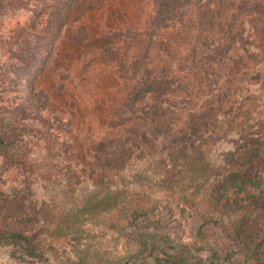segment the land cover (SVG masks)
Listing matches in <instances>:
<instances>
[{"label":"rangeland","instance_id":"374dc122","mask_svg":"<svg viewBox=\"0 0 264 264\" xmlns=\"http://www.w3.org/2000/svg\"><path fill=\"white\" fill-rule=\"evenodd\" d=\"M257 4L264 0H201L158 28L150 24L153 0H82L68 24L87 27V39L74 44L80 28H66L40 73L52 37L41 28L39 66L11 71L2 98L26 94L45 108L48 97L59 133L35 143L24 160L32 172L0 157V264H264V15L250 11ZM31 13L17 12L4 36ZM14 42L0 40V62ZM227 42L231 50L214 59L212 48ZM146 67L169 75L173 89L130 107L133 120L113 127L132 116L129 95ZM26 118L33 122L32 113ZM108 150L125 155L113 156L118 162L128 158L124 168L106 164ZM258 150L261 158L243 164ZM101 201L104 212L94 208ZM83 204L90 213L78 217L80 230L69 227Z\"/></svg>","mask_w":264,"mask_h":264},{"label":"trees","instance_id":"16d2710c","mask_svg":"<svg viewBox=\"0 0 264 264\" xmlns=\"http://www.w3.org/2000/svg\"><path fill=\"white\" fill-rule=\"evenodd\" d=\"M80 1L82 0H73L72 2H67L66 0H0V40L15 39L12 46L3 49V51H5V58L4 60L1 59L3 61L0 62V157L7 163L21 166L26 172H32L35 168L33 161L28 162V164L24 163L27 162L24 160L33 155L32 148L36 146L35 143L41 142L44 139H53L54 136L57 137L56 135L59 133V128L55 126V124H52L48 116L51 113L55 114V117L56 114H59L55 107L50 106L51 103L48 97H46L47 107L41 108L34 98L27 100L26 94H19L16 92L11 102L6 98H2V96L10 91L9 86H12L14 82L11 80V71H23V73H27L35 67V65H37V67L39 66V64H37L38 58L43 53L44 48H46L44 42L41 40V28L44 27V31L51 32L52 37L46 39L47 45L49 46V53H47L46 57L42 60L40 73L50 62V52L52 56V51L55 46L54 41L64 34L63 32L66 28V31L69 33H73L80 28V36L72 35L71 39H74V44H83L88 36L87 27H77L78 22L68 24L70 15L77 10ZM193 2L197 3L201 2V0H153L154 13L150 24L158 28L167 27L170 22L181 15L182 9L185 6ZM24 9L28 12L32 11L31 15L25 19L24 22H20V25H17L14 31L12 28V35L10 36L11 32H9V35H7L9 39L6 38L4 36V29L8 28V26H12L16 13ZM91 9L94 10L95 6ZM250 9H253L250 10L252 13L256 12L264 15V4H257ZM239 13L240 11L236 16H238ZM7 21L9 25L6 24ZM43 21H45L44 24L42 23ZM48 26L52 27V29L50 28L48 30ZM230 43L227 42V44L220 45L219 47H213L212 54L214 59L220 60L221 56L226 55L232 48ZM173 81L174 80H172L169 75L158 74L152 68H143L141 74H139L138 83L129 95V108L136 106L138 103H144L147 99L153 100L155 103L160 102L163 97L173 89L175 85ZM32 88V93H30V95L35 91ZM131 108L130 114L132 116L120 117V120L112 124V126L118 128L126 125L128 121L133 120L134 112L132 110L133 108ZM27 113H32L33 122H27ZM17 115L21 116L17 118ZM259 153L260 150H258V153L255 152L253 156L248 158L243 164L250 166L255 160L261 158V154ZM115 155L121 158L125 157L123 153L116 154V152L114 153L108 150L106 164L110 165L111 168H124L128 158L124 160L119 159L118 162V160L116 161L113 158ZM229 199L230 198H227V200ZM100 205H102V207H100ZM94 208L99 212H104L106 210L103 201L96 203ZM89 213L87 205L83 204L75 212L69 214L67 225L80 230V225H82L83 222L81 223L78 217L81 215L82 217H86ZM88 218H84V220H88ZM13 237L29 245L35 243L32 237L22 233H15ZM185 261L186 259L180 262L184 264Z\"/></svg>","mask_w":264,"mask_h":264}]
</instances>
